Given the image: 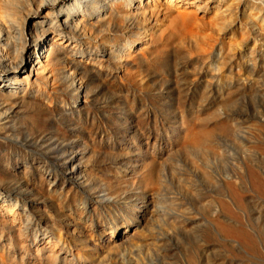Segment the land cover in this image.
Masks as SVG:
<instances>
[{"label":"rangeland","instance_id":"374dc122","mask_svg":"<svg viewBox=\"0 0 264 264\" xmlns=\"http://www.w3.org/2000/svg\"><path fill=\"white\" fill-rule=\"evenodd\" d=\"M83 1L99 73L0 94L55 142L0 148V264H264V0Z\"/></svg>","mask_w":264,"mask_h":264},{"label":"bare ground","instance_id":"6f19581e","mask_svg":"<svg viewBox=\"0 0 264 264\" xmlns=\"http://www.w3.org/2000/svg\"><path fill=\"white\" fill-rule=\"evenodd\" d=\"M59 1L0 0V71L4 72V74H0V94L14 92L13 101H17L19 96L23 95L22 93L27 89L31 90L33 86L45 90L52 75L50 64L60 56L66 57L65 61L69 69L87 72V74L99 73L101 67L99 55L101 56V54L92 50L97 46L98 39L93 35L92 25L94 24L92 22L94 15L99 13L96 10L91 11L92 8L88 10L86 5L79 6V0L62 2L61 6H56L57 9L54 12L45 8L47 4L55 5ZM100 1L104 3V0ZM154 1L156 0H113L111 4L118 17L124 18L126 15L131 13L134 15L139 11L144 14V11L151 7ZM84 2L86 1L84 0ZM179 14L181 13L179 12ZM39 48L40 50H38ZM94 56H98L99 59H94ZM17 66H22V70L15 71ZM9 71L12 72L5 73ZM25 100L27 99L25 98ZM80 101L74 103L70 109V115L74 114L77 117L83 110L86 115V102L84 99ZM45 107L49 111L53 110L50 103H47ZM21 117L23 116L21 115ZM16 119L17 113L14 108L0 114V148H46L48 145H55L53 141L46 144L31 139L17 126ZM60 169L66 173L64 166Z\"/></svg>","mask_w":264,"mask_h":264}]
</instances>
